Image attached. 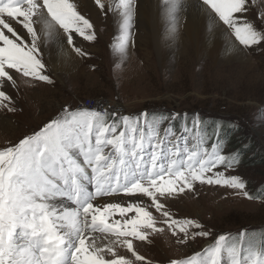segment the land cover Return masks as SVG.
Here are the masks:
<instances>
[{
  "label": "snow or ice",
  "instance_id": "snow-or-ice-1",
  "mask_svg": "<svg viewBox=\"0 0 264 264\" xmlns=\"http://www.w3.org/2000/svg\"><path fill=\"white\" fill-rule=\"evenodd\" d=\"M95 3L105 8L101 0ZM198 3L232 42L233 51L264 45V0ZM250 4L260 8V27L245 15ZM184 5L185 0H164L173 35ZM118 7L119 49L124 52L131 40L135 0H119ZM38 24L79 56L88 53L76 46L74 37L97 40L93 23L72 0H0V85L15 84L16 74L52 83L45 74ZM0 108L15 110L3 90ZM181 139L171 127L162 133L155 118L141 122L139 117L123 115L106 123L101 113L77 106L63 108L39 130L0 149V264H134L115 251L117 245L124 246L135 261L144 262L133 242H148L151 233L165 230L156 227L153 208L177 243L210 237L211 231L198 220L176 219L166 202L186 189L192 191L197 182L252 197L239 175L228 174L236 166V157L221 154L218 143L211 145L209 153L198 145L181 147ZM82 181L92 184L94 191ZM121 193L126 200L103 199ZM56 197H67L76 207L58 209L51 203ZM17 229L25 237L23 244L16 242ZM227 239V234H221L204 250L205 255L197 252L188 259H171L169 264H223L225 254L229 264H264V233L257 239L242 231L231 244Z\"/></svg>",
  "mask_w": 264,
  "mask_h": 264
},
{
  "label": "rangeland",
  "instance_id": "rangeland-1",
  "mask_svg": "<svg viewBox=\"0 0 264 264\" xmlns=\"http://www.w3.org/2000/svg\"><path fill=\"white\" fill-rule=\"evenodd\" d=\"M78 11L93 23L94 30L99 33L93 42L76 36L82 40L80 47L88 53L86 56L78 55L79 71L76 74L65 79L55 75L42 52L43 61L46 62L45 74L50 76L52 83L16 74L13 77L15 84L7 91L4 90L5 86L0 85V90L12 98L15 106L14 111L0 108L5 120L12 122L10 126L0 124V149L39 130L50 118L60 115L65 107L73 109L82 100L89 106L88 98L99 100V106L106 104L115 112L133 114L134 119L139 117L141 122L145 117L142 113H155L159 115L157 119L160 120L162 133L166 123L174 119V114H181L175 117L178 119L201 115L232 121L238 126H245L244 130L235 133L234 139L238 145L241 147L251 142L253 147L250 154L246 151L243 160L236 163L228 174L239 175L252 198L244 197L229 187L197 182L192 191L186 189L175 199L167 201L166 206L176 219L198 220L211 231L210 237H190L184 244L177 243L172 231L167 229L153 208L150 210L157 217L156 227L165 230L151 233L148 242H133L137 253L144 256V262L135 261V257L122 245H117L115 251L132 259L134 264H148L149 261L151 264H169L171 259H188L197 252L205 255L204 250L222 233L227 234V243L231 244L239 235H231L233 229H242L249 238L255 234L259 239L264 233L258 232L264 230V196L253 198V190L264 184V164H256L253 160L259 158H255L257 152H264V45L249 49L241 46L247 54L244 60L222 58L214 63L208 57L197 56L193 52L186 56L168 53L162 57L161 51L154 47L146 53L143 46L135 45L133 41V47H126L129 51L120 60L119 53L110 44L115 36L121 35L120 29H113L115 24L109 18L111 12L108 9L99 12L100 22H95V25L88 11ZM259 13L260 8L250 4L249 12L245 15L260 27ZM91 43L98 44L95 51L86 46ZM113 120L119 119L112 114L104 118L106 123ZM176 134L182 137L178 141L181 147L185 143L190 148L193 146L190 133ZM242 139L246 142H242ZM77 159L82 158L78 156ZM116 197L120 201L127 199L122 193ZM51 203L58 209L63 208L56 200ZM23 238L19 229L17 244L23 243ZM247 242V239L243 241L245 247ZM244 254L242 252V257ZM223 264H229L226 254Z\"/></svg>",
  "mask_w": 264,
  "mask_h": 264
},
{
  "label": "bare ground",
  "instance_id": "bare-ground-1",
  "mask_svg": "<svg viewBox=\"0 0 264 264\" xmlns=\"http://www.w3.org/2000/svg\"><path fill=\"white\" fill-rule=\"evenodd\" d=\"M72 2L77 5L78 10L88 11L94 23L100 22L99 14L109 9L110 6L111 15H109V18L111 17L115 24L113 29L119 31L120 24L122 23L121 9L118 7L119 0H101V3H104L107 7L105 10L98 9L97 6L99 5L95 3V0H72ZM177 16L178 22L176 23L175 33L173 35L172 21L166 15L164 0H135L133 28L130 32L131 40L128 42L127 47H133L132 42L134 41L135 45L143 46L146 53L154 47L158 52L161 51L162 57L168 53L186 56L190 52H193L197 56L208 57L214 63H217L222 58L228 60L240 58L244 60V57H247V54L241 46V50L238 52L232 50V42L226 38L223 30L215 27L212 20L200 9L198 0H185V5ZM37 31L43 40L41 49L49 69L55 75L61 76L64 79L65 77H71L76 74L79 71L77 65L78 55L72 46H68L66 42L60 40L56 35H47L42 25H37ZM132 33L134 35L133 37ZM120 36H115L113 43L110 42V44L119 53L118 55L121 60L129 50L126 48L124 52L120 51ZM74 43L76 46H81L82 40L74 37ZM86 46L93 49L92 51H95L98 44L96 46L91 43ZM247 61L250 64L248 59ZM2 85L5 86V89L4 87L2 88L6 90L12 87L13 83L11 81H5ZM0 124L2 126H10L12 122L5 120L0 114ZM82 183L85 184V187L89 191H94L92 184H86L87 181H82ZM110 198V200H117L116 196ZM103 199L105 200V198ZM53 200L58 201L63 208L71 209L76 207L67 197H56ZM17 232H19V229H17ZM23 239L25 240V238Z\"/></svg>",
  "mask_w": 264,
  "mask_h": 264
},
{
  "label": "trees",
  "instance_id": "trees-1",
  "mask_svg": "<svg viewBox=\"0 0 264 264\" xmlns=\"http://www.w3.org/2000/svg\"><path fill=\"white\" fill-rule=\"evenodd\" d=\"M199 120V123H195V127L197 133L199 135L198 144L202 147H210L213 143H218L221 145V152H226L230 157H236V163L241 162L244 158V153L247 151L248 154L251 152V148L253 147L251 142H248L247 145H242L241 147L238 145V142L235 141L234 136L236 132H241L245 129V126H238L232 121L224 120L219 117H206L199 116L195 118H182L181 124L184 122ZM242 142H246V140L242 139ZM230 149L231 151H229ZM212 150V149H211ZM261 151V149H260ZM258 155L255 158L257 160H253L256 164H264V152H257ZM249 158L252 159V157ZM253 163V162H252ZM255 195L253 198H262L264 196V184L260 185L258 188L253 190ZM246 231V229H244ZM242 229H233L231 230V235H235L237 233L242 232ZM244 232V231H243ZM257 232V231H255ZM259 233L264 232V230H259ZM224 234V233H222Z\"/></svg>",
  "mask_w": 264,
  "mask_h": 264
},
{
  "label": "built area",
  "instance_id": "built-area-1",
  "mask_svg": "<svg viewBox=\"0 0 264 264\" xmlns=\"http://www.w3.org/2000/svg\"><path fill=\"white\" fill-rule=\"evenodd\" d=\"M87 101L90 102L89 106H86L85 103H84V105H85L86 107L91 108V109H94V107H96L95 110H96L97 112H102V111L108 109V106H107L106 104H102V105L99 106V102H98L99 100H95V99L88 98Z\"/></svg>",
  "mask_w": 264,
  "mask_h": 264
}]
</instances>
